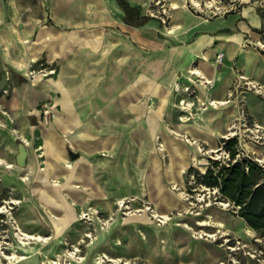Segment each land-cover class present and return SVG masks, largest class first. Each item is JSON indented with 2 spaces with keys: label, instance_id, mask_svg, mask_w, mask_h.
Segmentation results:
<instances>
[{
  "label": "crops",
  "instance_id": "crops-1",
  "mask_svg": "<svg viewBox=\"0 0 264 264\" xmlns=\"http://www.w3.org/2000/svg\"><path fill=\"white\" fill-rule=\"evenodd\" d=\"M127 1L135 8L129 22L116 0H0V65L11 75L7 79L12 84L9 96L0 99V159L11 165L0 163V183L10 184L24 174L35 177L32 191L40 204L52 212L72 209V222L78 204L98 199L109 205L113 198L134 196L138 189L147 192L160 213L184 208L177 195L166 191L164 180L174 178L180 183L187 173L185 166L198 150L192 153L168 130L189 134L211 151L236 115L231 103L204 112L198 109L194 120H181L184 115L174 105L183 94L176 92L175 85L187 84L192 68L215 81L211 91L198 86L200 101L225 100L234 82V68L264 85V53L247 46L243 34L247 33L248 42L259 39L264 9H256V4L262 8L264 0H255L241 14L243 21L237 23L241 34L218 33V28L202 22L196 37L182 40H159L153 35L158 20L144 13L140 0ZM189 18L184 7L174 12L176 34L191 31ZM218 52L225 54L220 72L213 64ZM39 62L53 76L37 73L40 80L33 82L32 69ZM250 97L262 100L251 93L246 96L248 114L264 127V117L258 118L249 107ZM47 101L52 102L55 115H61L54 117L49 128L38 129L37 155L23 138L35 133L31 120ZM153 128L162 135L168 165L154 148ZM45 139L68 161L57 162L55 178L50 176L58 186H47L57 205L45 204L34 191L40 168L52 160L42 149ZM20 142L28 150L24 168L16 165ZM71 151L79 154L76 160L69 159ZM67 163L71 169L65 167ZM166 197L168 204L163 202ZM63 216L54 217V223L61 224L57 220Z\"/></svg>",
  "mask_w": 264,
  "mask_h": 264
},
{
  "label": "rangeland",
  "instance_id": "rangeland-1",
  "mask_svg": "<svg viewBox=\"0 0 264 264\" xmlns=\"http://www.w3.org/2000/svg\"><path fill=\"white\" fill-rule=\"evenodd\" d=\"M140 1L143 4L144 13L158 20V24L154 26V30H157L153 33L154 36L157 34L155 37L159 40L177 38L182 40L196 37L199 34L197 25L202 22H206L209 27L218 28V33L228 30L240 33L237 23L243 21L241 14L252 8L255 0H195L197 5L193 4L192 0ZM260 6L261 4L257 3L256 9L257 7L260 8L259 10L264 9ZM181 7L189 13L191 20L189 24L192 27L190 32L184 34L180 31V34H176L173 30V14ZM243 34L246 35L244 42L250 46L248 45L250 38L247 33ZM263 38L264 26L259 32V39L251 41L252 46L258 51L259 48L254 44L261 42ZM217 54L213 64L214 68L220 72L225 54L222 62L219 63ZM6 71V68L0 65V99L2 96H9V86L12 85L11 80H8L11 75ZM49 71L41 62L32 69L33 74L44 73V75L53 76L49 74ZM233 71L235 78L229 91L233 96L229 97V93L227 94L225 101L229 102L224 106L233 103L236 115L222 139H218L214 152L213 148L210 151L208 145L199 142L193 136L175 129L168 130L174 131L171 134L177 140L189 145L192 153L198 150L196 162L191 160L188 162L185 166L187 173L180 183H176L174 178L164 180L167 192L179 198V195H184L183 200L180 198L184 203L182 210L160 213L148 198L147 192L138 189L135 194H132L134 196L125 197L127 199L124 206L118 204V199H121L119 197L113 198L109 205L98 199L78 204L73 215L74 221L69 220L71 223L57 225L53 221L54 217L61 216V213L68 217L72 209L63 208L52 212L45 208L32 191L35 177H31L27 183H24L20 176H15L10 184L0 183L2 184L0 187L2 192L0 195V264H52V262L60 261L63 264H264V236L248 228L236 215L232 205L220 198L218 190L202 185L198 177V174L206 171L213 161L227 163L229 153L223 148V140L227 139L236 140L237 157L252 158L264 167V127L257 124L249 114L246 123L242 117V109L247 112V94H257L253 90H247L245 80H237L238 73L243 75L240 70L234 68ZM210 80H212L211 84L205 83L202 78L193 75L190 71L187 84L175 85L176 92H180L183 96L178 98L174 108L179 110L182 113L180 115H184L188 121L196 118L199 114L198 109L204 112L213 108L210 105L211 98L200 101L197 96L198 86L207 91L215 87V81ZM258 97L263 102L250 97L248 103L249 107L257 112L258 118L263 119L264 98L259 95ZM184 100L195 103L191 110L180 108L183 107ZM0 108H2L1 104ZM37 109L39 116L34 118L38 122L34 125L36 131L25 140L31 143L32 149L38 155L40 151L37 149L41 145L40 130L49 128L54 117L59 119L61 114L55 115L56 110L53 109L51 101L41 103ZM0 114H2L1 111ZM253 123H256L259 128L253 127ZM156 135V130L153 129L152 142L155 150L158 151ZM157 137L159 142L165 145L160 132ZM42 149L46 156H52V160L47 161L46 166L40 168L50 173L47 177V185L40 183L39 170L37 184L34 187L36 195L44 201L42 199L44 196L41 194L44 195L47 192V186L50 184L58 186V183L52 180L55 177L48 163H59L60 160L66 161V159L53 148L48 139H45ZM160 153L164 164L168 165V152ZM69 159L72 160L70 156ZM188 167H190L189 170ZM130 197L137 199L130 201ZM44 203L47 204L45 201ZM2 207H4L3 210ZM154 213L159 216L166 214L169 220L162 222L163 219L155 217ZM64 216L60 220L63 221ZM69 218L72 219L71 216ZM201 221L208 225H199ZM55 228H59L58 231ZM22 233L38 235L47 240L27 241L22 239ZM22 249L28 252L23 253ZM71 253L72 256H70Z\"/></svg>",
  "mask_w": 264,
  "mask_h": 264
},
{
  "label": "trees",
  "instance_id": "trees-1",
  "mask_svg": "<svg viewBox=\"0 0 264 264\" xmlns=\"http://www.w3.org/2000/svg\"><path fill=\"white\" fill-rule=\"evenodd\" d=\"M116 1L129 22L135 8L127 0ZM235 147V139L223 140V148L229 153L227 163L213 161L198 177L202 185L216 188L250 229L264 236V167L252 158L237 157Z\"/></svg>",
  "mask_w": 264,
  "mask_h": 264
},
{
  "label": "bare ground",
  "instance_id": "bare-ground-1",
  "mask_svg": "<svg viewBox=\"0 0 264 264\" xmlns=\"http://www.w3.org/2000/svg\"><path fill=\"white\" fill-rule=\"evenodd\" d=\"M192 2H193V4H195V5H197V3H196V1L195 0H192ZM174 30V29H173ZM170 32H172V31H170ZM202 58L203 59H205V57L204 56H202ZM249 58V57H248ZM247 60H250V59H247ZM249 63V62H248ZM246 64V63H245ZM112 65V64H111ZM119 65V67H120V64H118ZM115 67V66H114ZM118 67V68H119ZM116 68V67H115ZM107 69V68H106ZM116 70H119V69H116ZM107 71V70H106ZM105 71V72H106ZM111 70H109L108 71V73L110 72ZM217 71V70H216ZM51 72H53V71H51ZM116 72V71H115ZM118 72V71H117ZM219 72V71H218ZM191 73L193 74V75H196V76H199L200 78H202L203 79V81L205 82V83H212V80H210V79H208V78H206V76L199 70V69H197V68H192V70H191ZM222 76V75H221ZM34 77V76H33ZM108 77V76H107ZM113 77V76H112ZM40 78V76L38 75V74H36L35 75V77L33 78V81L34 82H38V80H40L39 79ZM115 80V79H114ZM114 82H116V81H114ZM117 83H118V81H117ZM102 84V83H101ZM100 84V85H101ZM113 84V83H112ZM117 85H119V84H117ZM98 87V86H97ZM111 87H112V85H111ZM115 87V86H114ZM99 90V89H98ZM207 97V96H206ZM210 99V98H209ZM227 104V101H225V100H214V99H212L211 101H210V105L214 108V109H220L222 106H224V105H226ZM99 105V104H98ZM195 105V103H193L192 101H186V100H184L183 101V107H180L182 110L183 109H185V110H191L192 109V107ZM94 107V106H93ZM99 107V106H98ZM95 108V107H94ZM97 108V107H96ZM181 110V111H182ZM227 110V109H226ZM120 112V111H119ZM109 114V113H108ZM107 114V115H108ZM191 114V113H190ZM121 115V114H120ZM103 116V115H102ZM98 117V116H97ZM95 118V117H94ZM104 119V118H103ZM102 119V120H103ZM119 119H120V117H119ZM187 118L184 116V117H182L181 118V120L182 121H185ZM95 121H96V118H95ZM100 121V120H99ZM5 122V121H4ZM98 122V121H97ZM96 122V123H97ZM213 122V121H212ZM8 124V123H7ZM98 124V123H97ZM217 124H219V123H217ZM98 126H100V125H98ZM221 126V125H220ZM234 128V127H233ZM154 130H155V128H153ZM171 133H173L172 131H170ZM176 135H178V133H175ZM158 135V134H157ZM157 135H156V137H155V141H158V146H159V149H158V151H160V152H165L166 151V146L165 145H163L162 143H160L159 142V137H157ZM189 135V134H188ZM23 140L26 142V144H28L29 145V143L23 138ZM187 142H189L188 140H186ZM85 149V148H84ZM212 151L214 152L215 150H214V148L212 149ZM85 154V153H84ZM88 156V155H87ZM84 158V157H83ZM88 159V158H87ZM263 159H264V157H263ZM30 160V159H29ZM192 161L195 163L196 162V158H195V156L193 157V159H192ZM88 162V161H87ZM0 163L2 164V163H5L9 168H10V164H8L7 162H5V161H3V160H1L0 159ZM156 163V162H155ZM57 164V162H52V163H48V167H50L51 168V170L53 171V174H54V176H55V173H56V171H57V169H58V166L56 165ZM154 164V163H153ZM33 165V164H32ZM83 165V164H82ZM5 167V166H4ZM66 168H68V169H71L72 168V166H71V164L70 163H67V166H65ZM7 168V167H6ZM33 169V168H32ZM19 170V169H18ZM24 170V169H23ZM22 170V171H23ZM27 171V170H26ZM14 172V171H13ZM40 172H41V175H40V177H39V179H40V183L41 184H46L47 185V182H48V180H47V177H48V175L50 174L49 172H46V170L45 169H40ZM17 173V172H16ZM21 180H23L24 182H28L29 181V174H24V175H22L21 176ZM45 185V186H46ZM55 186V185H54ZM49 191L47 190V192L43 195V194H41L42 196H44V197H42V199L47 203V204H56V201H55V199H54V197H53V195L52 194H49L48 193ZM141 192V191H140ZM48 194V195H47ZM135 194V193H134ZM180 196V198L183 200L184 199V195H179ZM131 198V200L130 201H133L134 199H137V198H134V197H130ZM125 199H127V198H121V199H118V204L119 205H123L124 206V202H125ZM167 199V197L166 198H164L163 199V202H165L166 204H168V201L166 200ZM173 199V198H172ZM162 204V203H161ZM57 205V204H56ZM165 206V205H164ZM163 206V207H164ZM169 207V206H168ZM2 210L4 209V207H2L1 208ZM169 209V208H168ZM147 210V209H146ZM165 210V209H164ZM163 210V211H164ZM155 213H157V212H155ZM154 213V214H155ZM162 213H164V212H162ZM155 217H160V218H162L163 220H162V222H166V221H168L169 219H168V217H167V215L166 214H163L162 216H159V215H157V214H155L154 215ZM70 216H68V217H66V216H64V220L62 221V220H60V218L57 220V222H61V224L62 223H64V222H66L67 221V219H68V221L69 220H71V218H69ZM154 218V217H153ZM55 219V218H54ZM60 220V221H59ZM136 220V219H135ZM151 220V219H150ZM199 225H201V226H207L208 224L206 223V222H203V221H201V222H199L198 223ZM219 226H221V225H219ZM186 228H188V227H186ZM59 228H57V230H58ZM22 235H23V238L22 239H25V240H27V241H37V242H42V241H46L47 240V238H43V237H41V236H38V235H32V234H27V233H22ZM25 243H27V242H25ZM29 243V242H28ZM73 254L71 253L70 254V256H72ZM8 258H10L11 259V257H8ZM52 264H63V263H61V261L60 262H56V263H53L52 262Z\"/></svg>",
  "mask_w": 264,
  "mask_h": 264
},
{
  "label": "built area",
  "instance_id": "built-area-1",
  "mask_svg": "<svg viewBox=\"0 0 264 264\" xmlns=\"http://www.w3.org/2000/svg\"><path fill=\"white\" fill-rule=\"evenodd\" d=\"M248 44L250 45H253L252 42H248ZM257 48H259V51L263 52L264 53V38L262 39L261 42H258L256 44H254ZM223 57H224V53L223 52H219L217 54V62H222L223 60ZM245 80V84L247 86V90H253L257 95L261 96L264 98V85L262 84H259L257 82H254V81H251V80H248L244 75H241L238 73L237 75V80ZM238 87V86H237ZM229 97L233 96L232 95V92H229ZM229 101H227L228 103ZM242 117L244 119V122L246 123L247 122V117H248V113L242 109ZM246 125V124H245ZM253 127L255 128H259V126L256 124V123H253ZM215 190V189H214ZM2 211V210H1Z\"/></svg>",
  "mask_w": 264,
  "mask_h": 264
},
{
  "label": "water",
  "instance_id": "water-1",
  "mask_svg": "<svg viewBox=\"0 0 264 264\" xmlns=\"http://www.w3.org/2000/svg\"><path fill=\"white\" fill-rule=\"evenodd\" d=\"M33 124H36V120L33 119ZM69 156L71 159L76 160L79 157V154L74 152H69ZM28 157V150L24 142H20L18 145V154L16 156V165L20 168H24L26 166V160Z\"/></svg>",
  "mask_w": 264,
  "mask_h": 264
}]
</instances>
